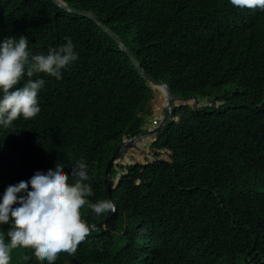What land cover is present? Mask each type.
<instances>
[{
	"label": "trees",
	"instance_id": "16d2710c",
	"mask_svg": "<svg viewBox=\"0 0 264 264\" xmlns=\"http://www.w3.org/2000/svg\"><path fill=\"white\" fill-rule=\"evenodd\" d=\"M65 1L98 14L178 95L166 125L111 168L115 212L75 256L83 264H264V10L230 0ZM8 36H25L33 55L70 38L78 58L59 80L32 77L45 81L35 118L0 125V197L36 171L61 162L70 175L83 160L93 190L86 199L110 200L104 166L154 110L152 82L91 18L53 0H0V41ZM201 96L208 103L195 108ZM81 216L89 224L105 215L86 204ZM10 228L0 224L6 243ZM14 251L19 264H48L32 249ZM54 264L76 263L61 252Z\"/></svg>",
	"mask_w": 264,
	"mask_h": 264
},
{
	"label": "clouds",
	"instance_id": "9594fccd",
	"mask_svg": "<svg viewBox=\"0 0 264 264\" xmlns=\"http://www.w3.org/2000/svg\"><path fill=\"white\" fill-rule=\"evenodd\" d=\"M230 3L242 10H264V0ZM66 40L59 47H50L47 54L35 55L28 50L25 36L18 40L8 36L0 41V125L9 128L20 117L28 120L39 114L38 92L45 81L32 77L43 73L57 80L62 78L61 70L78 58L71 39ZM25 77L28 79L23 86L17 87ZM63 169L64 165L57 162L54 170L36 171L28 181L5 189L0 197V224L11 222V228L6 234L7 243L0 233V264H10L11 250L18 247L34 250L36 259L48 264H54L61 252L75 255L78 245L90 234L81 209L87 204L97 216L115 212L110 200L90 203L86 199L93 190L88 165L83 160L76 161L70 175ZM70 177L74 181L71 184Z\"/></svg>",
	"mask_w": 264,
	"mask_h": 264
},
{
	"label": "water",
	"instance_id": "95a60500",
	"mask_svg": "<svg viewBox=\"0 0 264 264\" xmlns=\"http://www.w3.org/2000/svg\"><path fill=\"white\" fill-rule=\"evenodd\" d=\"M53 2H55V4H57L62 9L66 10L68 12L81 14V15H84V16L91 18L110 37H112L118 43V45L120 46V48L123 51H125L129 55L130 59L132 60L133 64L135 65L139 74L144 79L152 82V84H153L152 89L154 90V92L157 95L156 96V107L152 111V113L147 117V119L145 120L146 122L148 120H150L153 116H155V118H156V112L158 110L157 108H158V104L160 102L159 91H163V95L165 97L164 106H163V114L159 117V120L155 122L154 126L153 127H146L143 123L141 125V131L138 132L137 134H135L131 137L125 138L124 140L119 142L117 144L116 148L114 149V151L111 153V155L107 159V162L104 166L103 179L105 182L106 191L108 193L110 201H112L115 204L114 198L112 197L111 185H110V178H111L110 170H111V168L115 164L124 162L128 155H130L133 152L140 149V148L136 147V141L138 139H140L143 136L150 137V136L156 134L160 129H162L166 125V123L168 122V120L171 117V114H172L174 106H175V101L178 98V95L172 89V87L170 86V84L168 82L153 77V75L147 71V69L142 65L140 60L133 53L130 46L128 44H126L114 30H112L108 25H106L101 20L100 16L98 14H96L94 11L87 10V9H84L81 7H77V6L68 4L64 0H53ZM203 98H206L207 101L202 103L201 105L198 102L199 98H197L194 101V107L195 108H198V107L203 106V105L208 103L209 96H204ZM134 147H136V148L134 149ZM115 208H116V205H115ZM111 214H112V212L110 211L108 214H105V216L102 219H100L99 221L94 222V223H89L88 225L90 227V230L94 229L98 226H101L104 222H106L109 219ZM69 257L76 264H83L75 255H69Z\"/></svg>",
	"mask_w": 264,
	"mask_h": 264
},
{
	"label": "rangeland",
	"instance_id": "374dc122",
	"mask_svg": "<svg viewBox=\"0 0 264 264\" xmlns=\"http://www.w3.org/2000/svg\"><path fill=\"white\" fill-rule=\"evenodd\" d=\"M157 96V95H156ZM199 104L201 105L202 103L206 102V98H203V97H200L199 100H198ZM159 118L156 117V121H158ZM146 122V121H145ZM145 122H144V125H145ZM12 260V261H11ZM10 263L11 264H19V260H18V252L17 251H14V252H11V259H10Z\"/></svg>",
	"mask_w": 264,
	"mask_h": 264
},
{
	"label": "bare ground",
	"instance_id": "6f19581e",
	"mask_svg": "<svg viewBox=\"0 0 264 264\" xmlns=\"http://www.w3.org/2000/svg\"><path fill=\"white\" fill-rule=\"evenodd\" d=\"M144 137H146V136H143V137H141L140 139H142V138H144ZM140 139H138V140L136 141V145H137V142H138Z\"/></svg>",
	"mask_w": 264,
	"mask_h": 264
}]
</instances>
